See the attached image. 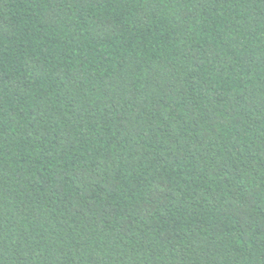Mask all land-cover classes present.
<instances>
[{
	"label": "trees",
	"instance_id": "1",
	"mask_svg": "<svg viewBox=\"0 0 264 264\" xmlns=\"http://www.w3.org/2000/svg\"><path fill=\"white\" fill-rule=\"evenodd\" d=\"M0 264H264V0H0Z\"/></svg>",
	"mask_w": 264,
	"mask_h": 264
}]
</instances>
